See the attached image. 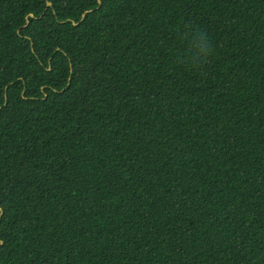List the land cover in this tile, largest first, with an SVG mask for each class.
<instances>
[{"label": "trees", "instance_id": "obj_1", "mask_svg": "<svg viewBox=\"0 0 264 264\" xmlns=\"http://www.w3.org/2000/svg\"><path fill=\"white\" fill-rule=\"evenodd\" d=\"M0 264H264V0H0Z\"/></svg>", "mask_w": 264, "mask_h": 264}, {"label": "water", "instance_id": "obj_2", "mask_svg": "<svg viewBox=\"0 0 264 264\" xmlns=\"http://www.w3.org/2000/svg\"><path fill=\"white\" fill-rule=\"evenodd\" d=\"M97 2H98V5H100V3H101V0H97ZM51 5V3H47V7H49ZM29 17H32L31 15H29ZM83 17H84V14L82 15V19H83ZM74 24V23H73Z\"/></svg>", "mask_w": 264, "mask_h": 264}]
</instances>
